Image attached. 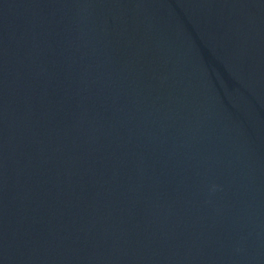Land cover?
Here are the masks:
<instances>
[{"label":"water","instance_id":"obj_1","mask_svg":"<svg viewBox=\"0 0 264 264\" xmlns=\"http://www.w3.org/2000/svg\"><path fill=\"white\" fill-rule=\"evenodd\" d=\"M0 264H264V0H0Z\"/></svg>","mask_w":264,"mask_h":264}]
</instances>
